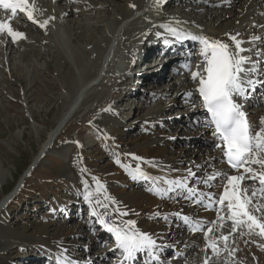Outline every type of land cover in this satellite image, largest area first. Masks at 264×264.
<instances>
[{
	"label": "bare ground",
	"instance_id": "1",
	"mask_svg": "<svg viewBox=\"0 0 264 264\" xmlns=\"http://www.w3.org/2000/svg\"><path fill=\"white\" fill-rule=\"evenodd\" d=\"M46 1L47 6L43 7L45 3H43L42 0H30V5L32 6L36 23L29 21L27 19L26 13L21 14V20L24 19L23 23H21L18 18L11 19L6 14L0 13V21H10V26L14 31L24 34L23 38H18L13 41L12 38L8 36L6 31L0 33V46L2 47V45L5 43V46L10 45L11 47L18 44H20V47H25V44H29V47L35 46L36 44H39L40 46L42 44H46L48 46L54 45L55 47L53 48H57L55 51H57L56 53L58 54L56 59L58 63L62 61L73 62L75 66V72H73V75L77 84V89L73 95V98L67 104L66 110L61 115L56 126L48 134L44 147L37 154L36 158L40 156V159H34V163L32 162L33 164L31 163L28 169L19 178L12 192L7 194V196L4 197V199L0 202V213L4 209H8L13 199L27 184L29 177L32 175L34 169L39 165L40 161L44 159L45 155L51 152L50 148L54 145L57 137L62 133L64 127L67 125L70 119L76 114L75 112L84 104L89 93L99 87L106 76H111V79L112 77H116L115 79H118L119 82L122 83L124 80L123 78L125 77L123 62L128 60L129 53L132 52L134 46H141V44L148 42L153 33H159V36L167 34L171 35L165 30V27H176L182 31L190 32L192 34L203 35L212 39H219L225 43H228L230 46H232V41L229 39V35L237 36V34H239L237 39L244 41L242 47L246 49L251 48L253 50L252 52L244 53V55L252 56L253 59H255L256 56H254L253 53L259 52L261 54L260 59H264V0H211V2L210 0H194V2H192V0H182L181 2L183 3V1H185L186 4L181 3L177 9L171 5H168L166 0H159V3H157L156 0H97L98 2H94L95 0H65L67 5L70 6L68 10L67 8L61 9L59 3H57V0ZM120 2L123 3L121 4ZM100 5L106 7L105 10H102L103 14L105 12L110 16L113 15V17L109 18L108 22L101 25L103 29L99 31V36L94 41L92 46L93 50L90 51V56L86 58L85 62H83L84 60H80L79 54L84 53V49H77V47L73 46L71 42L73 40L76 41V38H79L77 32L79 29L84 27L83 22L80 23L82 19H75L76 17L80 18L81 16L88 17L92 14L93 10L94 14H98L100 11H95V8ZM131 5H135V7H131ZM82 12H84V14H81ZM68 15H70L69 18H71V20L67 18ZM73 20L76 22L73 23ZM44 21H48V23L45 27H41L40 25L43 24ZM176 21H179V23L177 24ZM24 23L32 24L34 28H31ZM69 23L71 25H69ZM162 25L165 27H161ZM33 29H38L42 32L40 39H34V32L32 31ZM254 37H260L261 39L254 40ZM250 41L251 43H249ZM188 47H190L192 51L189 52L191 55L188 54L187 58H189L191 61L192 71H196L197 64L201 63L202 61V58L199 55L201 46L198 43H194ZM25 48H27V46ZM94 49H99L100 51L102 50L98 59L99 61L97 60L98 63L95 60L97 59L95 56L98 53L96 54ZM5 56L7 57V52L5 53ZM159 64L161 65V63H158L157 65ZM160 65L157 66L155 70L149 69L151 68L149 63L147 66L144 64V67H149V76L146 80H143L142 83L146 81L151 83V80V84L155 83L157 85L161 82H167V85L163 83L157 85L156 88L161 86V91L159 90L160 92L157 93V95H154V93H145L139 89L140 91L138 95L132 96L134 98L141 99L145 103H150L152 101L153 103H157H155L156 105L152 109L147 111L145 118L137 121L140 122L142 120V124H144V126H142L143 128L148 129V127L150 128V125H153V127H151L152 129L150 128L151 132L149 133V136H147L146 129L142 130L141 126L136 128L135 125H137V122H135V119L133 118H131L133 119L131 123L128 121L130 125H126L122 124L121 122H117L118 118L116 116L114 118L112 117V120L110 121V117L108 115H102L100 116V119L97 120L98 124H94V127L98 128L97 130L99 132H104V129L106 128L110 130L111 128L118 127H124L128 132L131 133L133 130L139 129L140 132L142 130L141 140L134 142L131 146H125L124 148L119 146V144L110 143L111 154L108 158H112L111 160L116 158L114 161V167H111L107 163L103 166L96 165L90 167L88 171L81 169L79 165L80 163L78 161L74 163L72 162L73 151L71 150L73 148L71 149V145L68 144L66 151L68 152L69 156L66 153V155L63 157L65 159L68 158L69 163L63 178L65 181L72 179L77 181V183H81L82 188L84 187V190L74 188L73 192L80 193L82 199H84L86 192L91 193L90 200L91 204H94V206L91 207L89 205L88 209L93 208L96 211L98 208L95 206V201L99 199L103 204H107V209L99 207V211L96 212L103 213L104 211H107L108 216L106 219L108 221L121 224L129 220L135 221V227L137 229L152 234L153 238L157 239L159 244L167 245V247H164L159 254L172 252V254L177 255L178 252L183 253L182 250L186 251V248L183 246L192 249L191 256L189 257L188 261L182 262L177 259L172 260V264H204V260L206 258H210L209 264H223L224 262L227 264H240V260H236L230 252V245L234 242V237L236 234L229 236L227 241V250H224L225 242L219 241L218 255L213 256L210 249L207 253L204 251V249L206 248V244L208 242L216 240V238L220 236V231H214L208 235L209 237L206 238L204 233L189 234L185 231L181 232L178 229L179 226H176L175 223L174 226H169V224H165L163 222L165 219L162 217L164 216L173 218V220H175L177 217L173 214L180 211L188 216L203 220L207 223V225H209L210 222L215 221L213 215L205 211L202 212L201 207L195 208V206L193 207L192 204L190 205L188 203H184L185 205L183 206H178L180 204L178 203L179 198L175 197L174 191L170 193L164 192L163 198H159L161 196L159 190L168 187V185L164 184L163 182L165 178L168 180H176L187 177L189 169L196 173L194 178L189 177V181H193L195 178L197 180L205 179L207 174L213 171H222L233 175L236 173H231L221 163L222 152L219 149L213 147L216 142L209 135V129L203 126L204 122L201 121L202 118L200 115V107L198 106L197 100H195V89L197 85L192 82L190 72L184 71L182 74H176L175 71L170 70L171 68L169 69L163 66L164 68L160 72L161 78L156 79L155 76L158 77L157 75ZM153 67L155 68V66ZM90 70L95 72L94 77H87ZM173 90H176L175 94H172V100L175 102L171 100L166 104L163 102V99L169 96L168 93L170 91L172 92ZM189 91H192L193 95L191 97V102H186L184 94ZM125 97H129V95H125ZM161 97L164 98L161 99ZM262 100V103H264V99ZM75 108L76 110H74ZM108 110L111 113L113 112L111 111L113 109ZM173 111H177V113L176 115L172 114V117V115L169 113ZM71 112H73L72 115H70ZM179 116H181L180 121H173L171 124L172 128H168L170 120H175ZM248 117L253 129L261 127L260 122L261 118H264V106L261 104L257 110L250 109ZM193 118H196L200 122L197 127L193 126ZM145 121H149L150 125ZM163 121H165V124L161 127L160 125ZM187 122H189V124ZM165 131H172V135H167ZM174 137H177V139H184V141H186V145L188 144V150L190 149V151L186 149L178 151L167 150L165 147L167 145L166 143L172 142ZM166 139L168 140L165 143ZM177 139H175V141H177ZM196 139L198 140L197 142L202 144L204 149H200L197 147V145L195 146L194 141ZM187 140H189L190 144L187 143ZM168 144L171 145L170 143ZM173 144L175 145V143ZM172 145L169 146L168 149L172 148ZM133 157H139L143 159L137 160ZM117 160L122 166L120 167V170L115 166V162ZM98 161H100V159H98ZM102 162H104V160ZM183 163H186L187 165ZM125 164H129L130 168H125ZM137 166H139V168L144 173L151 177V180L140 178L139 173L136 172ZM185 167L187 168L185 169ZM134 175L138 178L133 179ZM222 179L223 178L221 177L218 178L217 181L213 182L215 186L211 188V192L217 194L220 193L221 188L219 186V181ZM81 180L83 181L81 182ZM110 181H116V183L121 182L120 184L124 186L127 184H132L133 181L138 183L142 182L144 185L147 184L146 186L149 191L146 189V193L150 194L154 200H151L149 197L147 198L145 194L138 192L131 193L124 198H112L111 200L115 201V203H112V201L101 200L102 198L99 197L101 190L110 187ZM154 181H158V183H154ZM244 184L252 185V183L248 182L247 180L244 181ZM199 185L198 187L200 188ZM249 193H251L250 187ZM169 200L170 203H173V208H164V210L167 209V211L156 212L161 214L159 217L155 215V212H152L153 215H148L145 211V207L147 205L152 211V209H158V207L162 206L158 205V202L163 203L164 201ZM253 200L254 202H264L257 197H253ZM87 202L89 201H86L85 205H88ZM63 204L60 206L64 207L65 204ZM175 207L180 209L174 211ZM62 210H64V208H62ZM125 212L127 215L119 214ZM92 217H94L95 220H93ZM148 218L150 221H161L165 229H172L165 230L161 224H157V222V225L151 226L150 228L143 227V223H145V220ZM90 219L92 222L98 223L96 220L98 218L96 216L91 215ZM99 227L100 230H103L102 225H99ZM221 231H223L224 234H227L230 229L226 226ZM240 231L246 232L245 230ZM103 233H105L104 230ZM106 234H109L114 238V236L108 233L107 230ZM76 237L84 238L88 243L83 242L84 247H81V242H78ZM249 237L251 240L257 239L259 241L258 243H264V238L258 235H252ZM99 239H101V237H88L82 234L81 231L78 232L77 229L76 231L72 229L67 234H64V232L60 229L57 230L55 234L48 237L43 229L40 236H38L37 241H41L43 243L45 242V245H37H43L44 247L42 249L49 248L44 249V251L48 250L53 252V255L54 253H57L55 258L63 263L65 259H67L69 264H71L72 261L79 262V264H95V262H91V259L101 258L102 252L91 253V250L94 247L90 249L89 245L93 244V246H95L96 244L98 246ZM81 240L82 239H80V241ZM37 241L32 243H37ZM37 245L32 246V248H36V250L30 249L33 251L31 253L33 256H30L29 258L35 257L38 254L40 256V254L43 252L41 249L42 246L39 247ZM79 246L81 247L79 249H82L80 256L74 252L76 250L75 248ZM175 247L177 248L176 250ZM65 250H67V252H65ZM102 250L107 259L99 260L102 262L109 261L110 255H106V253H111L112 248ZM89 253L92 255L90 256ZM223 254H225V257H223ZM228 254L231 257H229ZM242 255H245L243 250ZM186 256L187 255H185L183 260H185ZM27 258L28 257H24L23 259ZM262 260L263 259H260V261Z\"/></svg>",
	"mask_w": 264,
	"mask_h": 264
},
{
	"label": "rangeland",
	"instance_id": "2",
	"mask_svg": "<svg viewBox=\"0 0 264 264\" xmlns=\"http://www.w3.org/2000/svg\"><path fill=\"white\" fill-rule=\"evenodd\" d=\"M185 1H183L182 4H186ZM42 2L45 3L43 7H46L47 1L42 0ZM94 2L98 1L95 0ZM57 3H59L61 9L67 8L68 10L70 8L65 0H57ZM120 3L122 4L123 2ZM105 8L106 7L103 5H100L95 8V11H100L98 14H94L93 10L92 14L88 17L81 16L75 19H82L80 23L83 22L84 27L77 32L79 38L71 42L77 49H84V53L79 54L80 60H84L83 62L90 56V51L93 50L92 46L94 41L98 38L99 31L103 29L101 25L105 24L108 22L109 18L113 17V15L110 16L105 12L103 14L102 10H105ZM177 8L179 7H175V9ZM81 14H84V12ZM69 17L70 15H68L67 18ZM18 19L21 23L24 22V19L21 20V17ZM69 19L71 20V18ZM74 22L76 21L73 20V23ZM26 25L34 28L32 24L27 23ZM69 25L71 24L69 23ZM32 31L34 32V39H40L42 32L38 29H33ZM5 45L6 43L2 45V47L0 46V202L7 194L12 192L19 178L24 174L25 170L28 169L32 161H34L39 151L42 150L48 134L56 126L77 89V84L73 75V72H75L73 62L62 61L58 63L56 61L58 54L56 53L57 51H55L57 48H53L55 47L54 45L48 46L42 44L40 46L36 44L35 46H30L31 48L29 44H25L27 48L24 46L20 47V44L13 47ZM99 49H94V52L96 54L98 53L95 56V58H97L95 59L96 62L102 52V50L100 51ZM5 51L7 52V57L5 56ZM157 66L159 65H155L153 69L156 70ZM94 71L90 70L87 77H94ZM115 78L116 77H112V80L111 76H106L102 84L89 93L84 104L75 112L76 114L70 119L62 133L57 137L54 145L50 148L51 152L45 155L44 159L40 161L39 165L29 177L27 184L13 199L8 209H4L0 213V264H40L41 262L34 261V258L31 260L30 258H23L33 256L31 254L33 252L32 250H36V248H32L33 245H45V242L37 241L43 229L48 237L52 236L60 229L64 234H67L72 229L75 231L77 229L78 232L81 231L82 234L88 237L100 236L99 225L101 226V224L99 222V225L94 222H89L93 208H89L91 209L89 210L88 207L89 205L92 207L94 204L87 202L88 205H85L86 201L81 198V194L73 192L74 188L84 190V187L82 188L81 183H77L75 180L69 179V181H65L63 178L69 163V159H65L63 156L66 155V153L68 154L66 148L69 144L71 145V149L73 148L71 150L73 151L72 162L78 161L81 169L88 171L90 167L96 165L103 166L107 163L111 167H114L116 158L113 160H111L112 158H108L111 154L110 143L119 144V146L123 148L125 146H131L134 142L141 140V132L144 129H146L147 136H149L151 132L150 128L153 127V125L151 126L149 121H145L150 125V128L148 127L147 129L142 127L144 126L142 120L140 122L137 121L145 118L147 111L152 109L157 103H153L152 100L150 103H145L141 99L132 96L125 97L124 100L120 102V97L122 95L120 92L125 88V85L123 83L121 84L119 80ZM150 82L152 83L151 80ZM151 83H149V81L144 82L141 90L145 93H154V95H157V93L161 91V86L158 88H156V86L161 83L166 84L167 82H161L157 85ZM130 86H132V84L128 85V87ZM127 90L128 89H126V91ZM175 91L176 90L170 91L171 93H168L169 96H164L165 98L161 97V99L164 98L163 102L166 104L170 102ZM262 106H264V103H262ZM108 109H113L111 110L113 112H109ZM176 113L177 111H173L169 114L176 115ZM102 115H108L110 121L112 117L114 118L116 116L118 118L117 122L126 125H130L132 120L135 119V122H137V125H135L136 128L141 126L142 130L141 132L139 129L133 130L131 133L124 127H118L111 128L110 130L106 128L104 132H99L97 130L98 128L94 127V124L98 122L97 120H99ZM162 123L161 126L165 124V121ZM187 123L189 124V122ZM170 127L171 125L169 123L168 128ZM166 133L167 135H172V131ZM173 139L172 142L167 143L166 141L168 139L165 140L167 145L164 146L167 150H188L189 146L188 144L186 145L184 139H177V137ZM175 139H177V141H175ZM187 141V143L190 144L189 140ZM197 141V139L194 141L195 146L197 145L200 149H204L202 144ZM168 143L171 145L175 143V145L173 144L172 148L168 149V147L171 146ZM188 151H190V149ZM98 159H100V161H98ZM103 160L104 162H102ZM117 161L115 162V166L120 170L122 166L120 163H117ZM183 164L187 165L186 163ZM187 167H185V169ZM125 168H130V165L125 164ZM82 181L83 180H81V182ZM117 183L116 181H110V187L101 190L99 196L102 198L101 200L106 201L105 197H109L110 199H107V201H112V198H124L135 192L145 194L147 198L149 197L151 200H154L150 194L146 193L145 189L147 186L142 187L140 183L136 181L126 186L121 185V182ZM147 190L149 191V189ZM159 198H161V196ZM63 203L65 206L61 207ZM158 205L162 206L158 207V209L155 208L156 210L152 209V211L147 205L145 211L148 215H153L154 212L167 211V209L164 210V208H173V203H170V200L164 201L163 203L158 202ZM95 206L98 208L96 211H99V207L101 206H97V204ZM62 208H64V210H62ZM79 209L81 210L79 211ZM179 209L180 208L175 207L174 211ZM92 218L95 220L94 217ZM148 219L143 223V227L150 228L160 223L164 228L161 221H150V219ZM96 220L98 221V219ZM163 222L170 225L172 223L170 219L164 220ZM102 229L106 232L104 227H102ZM171 229L168 228L165 230ZM91 233H95V235ZM235 234V240L230 245L232 256L235 257L236 260H240V264H264V243L261 241V243H258L259 241L257 239L251 240L249 236L252 235H249L247 231L242 232L237 230ZM76 239L78 242L82 243H80L81 247H84V243H88L84 238L76 237ZM80 239L82 240L80 241ZM36 241L37 243H32ZM43 245L37 246H42V249L44 247ZM80 246L76 247L74 251L78 256H80L82 250L79 249L81 248ZM89 246L90 249L94 247L91 253L102 252V256L100 255L101 258L91 259V262H95V264L107 263L99 260L107 259L102 250L100 239L98 243L99 247L96 244L95 246H93V244ZM183 247L186 248V251L182 250V252L187 256L185 260H178L186 262L191 256L192 249L186 246ZM176 249L175 247V250ZM242 250L245 255H242ZM89 255L91 256L92 254L89 253ZM37 256H39V254ZM223 257H225V255H223ZM260 259L263 260L260 261ZM40 260L44 261L43 264H48L45 258Z\"/></svg>",
	"mask_w": 264,
	"mask_h": 264
},
{
	"label": "snow or ice",
	"instance_id": "3",
	"mask_svg": "<svg viewBox=\"0 0 264 264\" xmlns=\"http://www.w3.org/2000/svg\"><path fill=\"white\" fill-rule=\"evenodd\" d=\"M156 2L159 3V0ZM131 7H135V5H131ZM0 8L10 11L12 17H16L19 10L20 13H26L29 21L36 23L30 0H0ZM47 23L48 21H44L40 26L45 27ZM176 23L178 24L179 21ZM165 30L171 34L174 41L190 40L201 46L199 55L202 61L197 64V70L192 71L191 61H186L182 66L190 72L192 82L197 85L195 91L198 92L199 100L206 113L203 126L212 129L211 135L216 141L213 147L222 152L221 162L226 163L237 174L213 171L207 174L205 179L198 181V184L212 188L215 186L213 182L222 177L223 179L219 181L221 191L217 194L203 192L198 186L190 187L189 177L194 178L196 173L189 169L187 177L176 180L165 178L163 182L168 187L160 189L159 193L163 198L164 192L184 190L185 198H192V203L201 205L205 210L216 211V220L210 222L208 226L183 215V213L173 214L181 218L193 234L203 232L207 238L214 231H220V236L216 240L208 242L204 249L206 253L210 249L212 255L215 256L219 252V241L225 242L224 250H227L229 236L234 235L237 230L246 229L249 235H258L264 238V202H254L253 200L259 191L261 201H264V118H261V127L253 129L247 118V113L244 111V105L240 102L247 100L249 94L254 92L257 86L264 85V79L256 78L257 75L264 76V72H261L259 67L261 54L253 53L256 59L244 55V53L253 50L242 47L244 41L237 39L239 34L237 36L229 35V39L232 41V46H230L219 39L192 34L176 27H165ZM5 31L13 41L24 37L23 33L13 30L10 21H0V33ZM253 39L261 38L254 37ZM184 95L186 102H191L193 92L189 91ZM136 172L139 173L140 178L151 180V177L144 173L139 166H137ZM137 178V176H133V179ZM245 180L254 183L246 185L244 184ZM154 183H158V181H154ZM249 187L252 188L251 193H249ZM90 196L91 193L86 192L84 199L91 204ZM105 199L110 198L105 197ZM95 203L107 209V204H103L99 199ZM119 214L127 215L126 212ZM92 215L96 216L98 222L114 236L115 250L119 251L123 258L119 264L134 261L139 255L149 257V264H161L159 253L167 245L159 244L152 234L137 229L135 221L129 220L122 224L109 222L106 219L107 211L97 213L94 209ZM155 215L159 217L160 214L156 213ZM162 218L168 219L167 216ZM226 226L230 231L224 234L221 230ZM209 259L206 258L204 264H209ZM64 264H69V261L65 259ZM71 264H79V262L72 261Z\"/></svg>",
	"mask_w": 264,
	"mask_h": 264
},
{
	"label": "water",
	"instance_id": "4",
	"mask_svg": "<svg viewBox=\"0 0 264 264\" xmlns=\"http://www.w3.org/2000/svg\"><path fill=\"white\" fill-rule=\"evenodd\" d=\"M74 110H76V108H75ZM73 112H74V111H73ZM73 112H71V114H70V115H72V114H73ZM69 117H70V116H69ZM37 159H40V156H39ZM37 159H36V160H37Z\"/></svg>",
	"mask_w": 264,
	"mask_h": 264
}]
</instances>
